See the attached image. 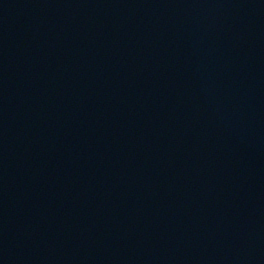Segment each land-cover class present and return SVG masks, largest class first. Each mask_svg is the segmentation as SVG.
Masks as SVG:
<instances>
[{
	"label": "water",
	"instance_id": "water-1",
	"mask_svg": "<svg viewBox=\"0 0 264 264\" xmlns=\"http://www.w3.org/2000/svg\"><path fill=\"white\" fill-rule=\"evenodd\" d=\"M15 1L17 0H14V2ZM44 1H48V3L43 5ZM82 1L84 0H66L63 1L57 9L54 7V5L57 4L55 3V0H27L22 5L15 4L16 9L20 11L19 13L15 14L13 8L7 5L6 0H0V14L4 11H7L9 15L8 19L12 20V28L6 30L5 33L8 36H11V39L9 38L11 41L13 40L12 38L22 39V41L28 44L31 41H36V39H38L42 33L46 32V30L37 28V26L40 24V21H46L48 28L53 29V33L58 32L61 24H58V27L55 26L54 20L57 22L60 20L64 23L67 22L68 20L66 17L71 15L73 7ZM232 2L233 5L231 6V9L227 8L225 11L221 12V16H223L224 19L217 16L214 17L215 19L222 21L219 22L218 25H215L214 31L211 32L205 39L206 41H209V44L213 45V48L211 49L212 53L209 54L212 67L209 69V71L206 69V73L208 74L207 81L210 83L211 78H213V82H218L217 79H220L223 86H233L238 88L236 89L237 91H241V100L235 98L232 99L234 107L229 111L226 110L228 114H230L231 118H234L236 122H245L244 126H249L248 116L242 115L241 112L244 110L248 111L253 108L251 114H253L256 118L255 128L260 131L262 138L254 145L253 151H256V153L255 157H252V162L258 160L256 162L257 164L264 165V130L261 131L260 129L261 125L264 126V107L261 106L260 101H255L253 106L249 104L253 99H262V93L264 92V6L263 4L257 2V0H253L252 2H249L248 0H232ZM38 8H40L39 12H37ZM52 8L56 10H50ZM20 21L26 22V30L18 31L17 25ZM237 25H240V28ZM252 29H255V31L252 32ZM180 32L172 34L170 39L174 41ZM237 32H240V34L243 36L241 39H236L238 45L242 47L246 53L248 52L258 57L257 66L259 72H250V69L247 71V73H249L248 78L252 81L249 88L254 90L253 94H246V83L244 76L247 75L245 72H243L244 69L242 66H240L241 60L245 55L243 49H241L240 52L235 53L234 56L227 51H221V56H224L226 59L224 63L219 61L220 57L217 59L215 58V55L218 51L230 44L231 34ZM216 45L219 47L217 52H215L217 50ZM251 49H253V51ZM202 87H204L206 91L209 90L211 92L214 90V87L211 85ZM37 90V96H41V89ZM29 92L34 94V88L29 86ZM224 92L228 95H233L231 91H223V93ZM213 94L216 93L213 91V93L210 95L211 104L212 97L214 96ZM206 102L207 105H210L208 104V101ZM243 105L244 107L242 108ZM256 116L260 117L257 118ZM248 135L252 136L253 132L249 130L243 131V133H241L239 136H226L221 138L218 143H220V141L222 143L224 140H226L225 143L235 149V145L238 143V141L240 140L244 143L246 136ZM237 146L241 147V144H238ZM247 159L243 157L242 162L236 164H241V167L246 166L248 168L250 165L245 162ZM239 161H241V159ZM240 174L241 175H239L237 179L234 178L232 182H230L232 185L231 188L226 187L227 190H230L229 192H234L235 188L245 183L244 180L246 179V175L242 173V171H240ZM257 184H259L258 187L261 186V191L256 197L258 199H264V177L260 182L258 181ZM250 189H252V187H250ZM232 203L234 204V201ZM232 203L225 202L222 204V208H224L225 211H230L233 207ZM238 205L241 207L242 204L239 203ZM237 211L238 208L236 209V212ZM239 217L240 219L239 222L236 223V227L241 230H247L245 222L248 220H256L259 225L255 224V234L259 233L261 230L260 227L264 229V200L250 203L249 208H246L239 213ZM150 227L152 226L150 225ZM246 233L248 232L246 231L245 234ZM258 244H260L258 245V248L264 252V240Z\"/></svg>",
	"mask_w": 264,
	"mask_h": 264
}]
</instances>
